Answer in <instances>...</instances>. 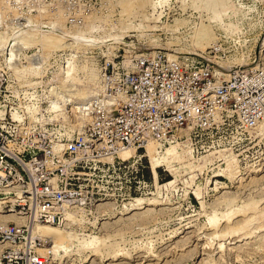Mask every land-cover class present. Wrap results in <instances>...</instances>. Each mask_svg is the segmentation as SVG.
<instances>
[{
  "label": "rangeland",
  "instance_id": "rangeland-1",
  "mask_svg": "<svg viewBox=\"0 0 264 264\" xmlns=\"http://www.w3.org/2000/svg\"><path fill=\"white\" fill-rule=\"evenodd\" d=\"M0 47V61L20 63L10 85L30 103L45 108L59 83L83 91L88 108L143 53L203 57L221 73L264 71V0H0ZM49 111L44 122L70 137L91 117ZM178 136L97 172L85 213L69 214L65 227L42 225L65 236L64 248L37 252L49 264H264V121ZM174 143L190 157L151 160Z\"/></svg>",
  "mask_w": 264,
  "mask_h": 264
},
{
  "label": "built area",
  "instance_id": "built-area-1",
  "mask_svg": "<svg viewBox=\"0 0 264 264\" xmlns=\"http://www.w3.org/2000/svg\"><path fill=\"white\" fill-rule=\"evenodd\" d=\"M130 62L116 73L112 88L91 97L94 106L80 109L91 117L70 137L44 122L42 113L54 114L50 101L42 108L30 103L23 87L10 85L20 63L1 59L0 210L13 217L0 223V264H49L50 257L36 248L45 241L31 240L30 228L65 227L69 214L85 213L96 195V173L132 159L120 157L122 152L145 150L150 143L161 147L190 129L203 133L236 124L247 132L264 121L263 70L221 73L203 57L159 51ZM24 100L29 104L22 105Z\"/></svg>",
  "mask_w": 264,
  "mask_h": 264
},
{
  "label": "bare ground",
  "instance_id": "bare-ground-1",
  "mask_svg": "<svg viewBox=\"0 0 264 264\" xmlns=\"http://www.w3.org/2000/svg\"><path fill=\"white\" fill-rule=\"evenodd\" d=\"M68 38L80 39V38H82V36H80V35H68ZM7 50H8V48H7ZM259 51H260V49H259ZM15 56H16V51L13 48V45H11L10 58H13ZM66 64H67V67H66L67 72L68 73L72 72L73 66H72L71 62H67ZM62 81L63 82H61V83L65 82L64 80H62ZM54 84H56V83H54ZM54 86L52 87L51 92L56 99L54 98L55 100H53L48 107L53 112H55V113L59 112L60 115L61 114L64 115L65 112L68 114L71 109L80 110L82 107H85L87 105V103H86L87 101L84 103V101H85L84 99H86L87 97H85L86 96L85 94H84L85 96L82 94V92H83L82 90H79V91H82L81 93L78 92V94L75 95V94H72L74 91H72L73 89H72V86L70 84L61 85L58 83L57 84L58 87L57 86L54 87ZM75 86L73 85V87H75ZM84 93H86V92H84ZM90 94H91V92H90ZM80 113H81V110H80ZM85 116H83V117L85 118V121H86L87 117H85ZM178 143L180 144V142H178ZM177 144L174 143L172 146H169L168 148H166L165 149V156L161 157L160 159L156 158L155 156H153L154 154L151 153V155H152L151 160L154 161L155 163H159V162H163V161H167V160L169 161L171 159H178V160L187 159L189 156V155L185 154L186 153L185 151L187 149L182 153H177L176 149H174L175 145H177ZM151 148H154L153 145L148 144L145 147L146 152ZM133 154H134V151L129 150V151L123 153L122 155L126 157V156H132ZM120 157H121V155H120ZM69 216L71 217V214ZM12 217H13V215H11L9 213L3 214L0 211V219H2L3 221L4 220L10 221ZM73 218L74 217H72V219ZM70 220H71V218H70ZM29 237H31L32 240H34L35 238H41L45 241L46 244L47 243L52 244V246H50L48 248V250H51V249L57 250V248H64V246H62V243L64 242L65 236L57 228H53L51 226L34 225L30 230V236ZM220 247H221V245H220ZM220 247H218V248H220Z\"/></svg>",
  "mask_w": 264,
  "mask_h": 264
}]
</instances>
